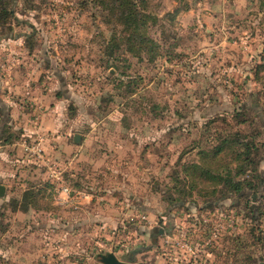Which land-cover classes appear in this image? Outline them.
<instances>
[{
    "label": "rangeland",
    "instance_id": "1",
    "mask_svg": "<svg viewBox=\"0 0 264 264\" xmlns=\"http://www.w3.org/2000/svg\"><path fill=\"white\" fill-rule=\"evenodd\" d=\"M142 1L140 50L93 0L16 1L0 264H264V0ZM229 138L259 147L248 196L203 173H235Z\"/></svg>",
    "mask_w": 264,
    "mask_h": 264
},
{
    "label": "trees",
    "instance_id": "2",
    "mask_svg": "<svg viewBox=\"0 0 264 264\" xmlns=\"http://www.w3.org/2000/svg\"><path fill=\"white\" fill-rule=\"evenodd\" d=\"M16 1L17 0H0V37H10L11 35L12 31L10 23L15 18L14 7L16 5ZM93 2L97 6L105 10L110 16L115 18L117 22L120 23L124 28V31H128L129 36L126 38L132 37L133 41L137 42L139 50L145 42H148V44L153 43V41L149 39V37L145 33L144 27L147 26L146 22L148 20V15L145 13L146 7L144 5L141 6L144 1L141 0L139 3L138 0H93ZM176 12H178V8H175L173 10V14H175ZM147 48H149L148 45ZM244 108L246 109V107H242V109ZM236 115L239 117L242 116L241 113H236ZM239 120L241 122L244 121V119ZM6 141L9 142V139H7ZM224 141L229 146L224 143L225 145H221V148L218 151H220L222 148L229 147V151L238 156L237 159H235V157H232L233 161H237L235 173L232 174L231 169H227L226 167L223 173L215 175L214 173H212L211 169L207 168L203 172L204 176L208 175L212 178H217L218 180H220V182H222L225 187L224 194L226 196H248V194L245 192V189L255 192L258 185L253 184L249 179L245 177L242 179H236L235 176L241 173H245L247 169L253 171V169L256 168L258 163L257 156L259 147L255 145L254 142H247L243 139H238V141H236L229 138V141ZM215 154L216 153H214V155ZM202 158L206 161L209 159H205L204 154ZM240 160H242L243 164H240ZM192 166L193 168H196L198 165L192 164ZM198 168H201V166ZM32 195V192L24 191L21 203L16 202L14 210L26 212L31 206V203L34 202L33 198L30 201ZM125 259L129 262L134 261L133 254L129 253L125 255Z\"/></svg>",
    "mask_w": 264,
    "mask_h": 264
},
{
    "label": "crops",
    "instance_id": "3",
    "mask_svg": "<svg viewBox=\"0 0 264 264\" xmlns=\"http://www.w3.org/2000/svg\"><path fill=\"white\" fill-rule=\"evenodd\" d=\"M0 105H2V103L0 102ZM12 105H14V106H16V104L15 103H12ZM13 110H14V107H13ZM15 111V110H14ZM10 117L11 118H15V116H14V113H10V115H9V112H8V110L7 109H5V111L3 112V114L2 115H0V181H2L3 179H5V177H4V173H5V170H7V166H8V164L7 163H5V161H8L9 160V156H8V154H6L5 153V147H7V145H13V143H11V144H8V141H6L8 138H9V136H7V133H6V130H7V124L10 122ZM19 119L21 120V119H24V118H20L19 117ZM35 123H37L36 121H35ZM40 126V125H39ZM40 128V127H39ZM38 128V130H40ZM39 134V133H38ZM6 135V136H5ZM61 141H59V142H61L62 143V139H60ZM17 143V142H16ZM18 145V144H17ZM26 145H24V147H25ZM64 147L66 148V149H69V148H71L69 145H67V144H64ZM4 181V180H3ZM3 183V182H2ZM6 192L7 191H5V194H6ZM5 197V196H4ZM3 197V198H4ZM84 197H88V196H84Z\"/></svg>",
    "mask_w": 264,
    "mask_h": 264
},
{
    "label": "water",
    "instance_id": "4",
    "mask_svg": "<svg viewBox=\"0 0 264 264\" xmlns=\"http://www.w3.org/2000/svg\"><path fill=\"white\" fill-rule=\"evenodd\" d=\"M74 142H79V135H74ZM6 188L4 185L0 184V198L5 196ZM100 262L103 264H134L129 261L120 260L113 252H108L106 254H101L99 256Z\"/></svg>",
    "mask_w": 264,
    "mask_h": 264
},
{
    "label": "built area",
    "instance_id": "5",
    "mask_svg": "<svg viewBox=\"0 0 264 264\" xmlns=\"http://www.w3.org/2000/svg\"><path fill=\"white\" fill-rule=\"evenodd\" d=\"M27 146V145H26ZM26 149H29L30 151H33L35 153H37L38 156H40V152L42 151V149H40L37 145L34 147H26ZM68 189L65 187V191H67Z\"/></svg>",
    "mask_w": 264,
    "mask_h": 264
}]
</instances>
